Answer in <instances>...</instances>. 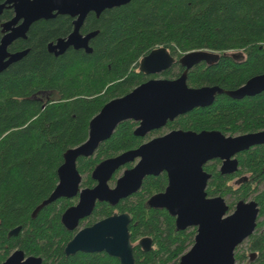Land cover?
<instances>
[{
  "label": "trees",
  "instance_id": "1",
  "mask_svg": "<svg viewBox=\"0 0 264 264\" xmlns=\"http://www.w3.org/2000/svg\"><path fill=\"white\" fill-rule=\"evenodd\" d=\"M71 30L68 16L34 23L28 53L0 73V264L15 249L25 256L41 257L42 264H119L105 252L64 253L75 229L65 226L62 215L74 198H59L32 213L55 188L63 153L86 140L89 121L101 107L159 76L138 70L141 57L153 48L163 46L177 58L192 50L225 53L210 66L201 63L188 71L187 84L192 87L217 85L230 90L264 73V0H130L105 9L98 17L86 16L81 32L98 31L89 41L91 53L69 48L54 56L45 50L48 39ZM182 70L174 64L161 75L174 78ZM135 124L132 120L119 123L92 156L78 158L77 169L85 176L81 187L96 184L92 172L103 160L143 142L144 138L133 134ZM166 127L230 136L259 131L264 128V91L241 99L217 94L212 104L193 108L168 121ZM236 157L238 173L248 174L246 181L236 189L227 187V179L233 176L215 169L207 194L230 193L229 211L252 198L259 206V221L264 217V145ZM131 167L130 163L125 166ZM210 167L216 165L206 162L203 170ZM165 185V172L146 176L132 195L116 203L97 201L85 224L126 212L131 218L128 229L135 264H179L194 242L196 227L179 229L175 214L148 203V196ZM17 226L18 234L9 236ZM143 236L153 242L147 252L138 245ZM246 240L247 253L238 254L237 246L235 259H247L250 253L255 257L248 264H264V219Z\"/></svg>",
  "mask_w": 264,
  "mask_h": 264
},
{
  "label": "water",
  "instance_id": "2",
  "mask_svg": "<svg viewBox=\"0 0 264 264\" xmlns=\"http://www.w3.org/2000/svg\"><path fill=\"white\" fill-rule=\"evenodd\" d=\"M128 2L130 0H4L0 3V14L6 4L13 7L15 14L1 25L5 33L0 39V73L25 55L26 50L9 53L7 47L14 39L24 37L33 21L58 14L68 15L73 18L72 31L66 37L49 43V51L60 55L72 47L91 53L89 41L98 31L85 34L79 31L87 14L93 12L98 17L105 9ZM224 55L209 50H192L177 58L160 46L141 57L138 70L146 75L160 74L174 64H179L183 70L175 78H150L128 93L107 101L90 119L86 140L63 153V162L57 168L58 182L49 196L34 209L32 216L59 198L78 196L77 203L62 215L65 226L74 228L80 219L91 214L97 201L116 203L137 192L145 176L165 171L169 184L164 192L152 198L153 203L175 214L179 229L196 227L194 242L180 257L179 264H234L235 248L254 231L258 217L257 204L254 200L239 202L229 212L222 197H207L205 187L209 175L202 166L211 159L219 158L222 160V173L234 172L237 161L233 156L251 146L264 144V128L233 136L218 131L171 130L103 160L92 172L97 182L93 187H80L82 177L76 166L79 157L92 156L100 143L107 140L122 121L138 122L133 133L144 136L193 108L212 104L217 94L224 93L230 98L241 99L264 91V73L254 75L241 86L230 90L217 85L192 87L187 84L191 68L201 63L210 66ZM132 162L133 166L124 170L114 186L110 187L108 181L114 172ZM130 221L128 213L114 212L92 225L80 228L64 246V253L105 252L116 257L119 264H135L128 229ZM19 229L20 226L13 228L8 235H17ZM138 245L147 252L152 247V240L149 236H143L138 240ZM41 263V257L25 256L21 250L15 249L1 264Z\"/></svg>",
  "mask_w": 264,
  "mask_h": 264
},
{
  "label": "flooded vegetation",
  "instance_id": "3",
  "mask_svg": "<svg viewBox=\"0 0 264 264\" xmlns=\"http://www.w3.org/2000/svg\"><path fill=\"white\" fill-rule=\"evenodd\" d=\"M4 0H0V3H2ZM90 13H93V12H90ZM14 9H13V7H9V5L8 4H6L5 6H4V8L2 9V12H1V14H0V39H1V37L3 36V34L5 33V32H2V24L3 23H5V22H7V21H9L13 16H14ZM88 15V14H87ZM58 16H68V15H61V14H58V15H54V16H52V17H49V18H40V19H37V20H35V21H33L29 26H28V28H27V31L25 32V36L24 37H18V38H16V39H14L11 43H10V45L7 47V51L9 52V53H16V52H19V51H25L26 50V53H25V55L28 53V51H29V46H28V44H27V41H28V38H29V36H30V28H31V26L34 24V23H36V22H38L39 20H53V19H55V18H57ZM69 17V16H68ZM69 18H71V17H69ZM85 20V19H84ZM22 21V19L21 20H19L17 23H16V25L17 24H19L20 22ZM72 21H73V18H71V23H72ZM84 22V21H83ZM83 24V23H82ZM82 26V25H81ZM72 29H73V25H72ZM80 29H81V27H80ZM79 29V31H80V33H82L81 32V30ZM72 31V30H71ZM70 31V32H71ZM69 32V33H70ZM68 33V34H69ZM67 34V35H68ZM83 34V33H82ZM67 35H65V36H63V37H58V38H64V37H66ZM58 38H56V39H48L47 41H46V43H45V50L48 52V53H50V54H52V55H54V56H58V55H55L53 52H50L49 51V49H48V45H49V43H54ZM29 43V42H28ZM69 48H72V47H69ZM68 48V49H69ZM78 50V49H77ZM63 54V53H62ZM24 55V56H25ZM61 55V54H60ZM24 56H22L19 60H21ZM5 60H6V58H5ZM19 60H17V61H19ZM17 61H15V62H17ZM15 62H12V63H10L3 71H5L9 66H11L12 64H14ZM182 68V67H181ZM2 71V72H3ZM182 72V71H181ZM180 72V73H181ZM146 75V74H145ZM150 75H153V74H150ZM148 76V75H147ZM179 76V75H178ZM177 77V76H176ZM154 78H159V77H154ZM175 78V77H174ZM177 118V117H176ZM123 122V121H122ZM136 124H135V126H134V128H133V131H134V129L137 127V125H138V122H136V121H134ZM168 122V121H167ZM121 123V122H120ZM167 124V123H166ZM166 124L163 126V127H161V128H158V129H154V130H151V131H149L147 134H145L144 136H137V135H135L134 133V135L135 136H137V137H141V138H144L143 139V142L142 143H144V142H147V141H149V140H151L152 138H155V137H158V136H161V135H163V134H165V133H167V132H169V131H171V130H174V129H170V128H168V127H166ZM119 125V124H118ZM117 125V126H118ZM116 126V127H117ZM262 130V129H261ZM113 133V132H112ZM241 134H243V133H241ZM236 135H238V134H236ZM104 142V141H103ZM141 143V144H142ZM101 144V143H100ZM258 145H264V144H258ZM254 146H256V145H254ZM254 146H251V147H249V148H252V147H254ZM248 148V149H249ZM245 150H247V149H245ZM243 151V150H242ZM242 151H240V152H242ZM240 152H238V153H240ZM238 153H236L234 156H233V158L234 159H236V161H237V168H236V170L234 171V172H232V173H222L221 172V166H222V160L221 159H219V158H214V159H211V160H209V161H207V162H209V166H214V165H216V167H214V168H212V167H210V168H208V170H206L205 172L206 173H208V175H209V177H208V179H207V181H206V187H205V192H206V196L207 197H209V198H211V197H216V196H220V197H222L223 199H224V201H225V199L227 198V197H229V196H231L230 195V193H227L224 197L223 196H221L220 194H213V195H208L207 194V186L209 185V181H210V179H211V177H212V171H215V169L216 170H218L222 175H224V176H233L231 179H227V182H226V185H227V187H233L234 189H236V188H238L239 186H241V184L244 182V181H246V178H247V176H248V174H243V173H238V170H239V162H238V159H237V154ZM129 164V163H128ZM131 164V166H133V164H134V162H132V163H130ZM204 165V164H203ZM125 166H126V164L124 165V166H122V167H120L121 169L122 168H124V170L126 169L125 168ZM119 168V169H120ZM202 169H203V166H202ZM118 170V169H117ZM163 173L165 172V171H162ZM162 172H160L159 174H161ZM166 173V175H167V185H165V187L163 188V190H160V191H158V192H155L153 195H150V196H148V203H150V204H152L153 206H155V207H164V206H157V205H155L154 203H153V201H152V198L155 196V195H157V194H159V193H162V192H164L165 190H166V188H167V186H168V184H169V180H168V174H167V172H165ZM159 174H157V175H151V176H158ZM147 176H149V175H147ZM112 177V176H111ZM119 177V176H118ZM118 177H116V179L114 180L115 182H116V180H117V178ZM146 177V176H145ZM144 177V178H145ZM143 178V179H144ZM95 180V179H94ZM109 181H110V179H109ZM108 181V182H109ZM143 181V180H142ZM95 182H96V180H95ZM97 183V182H96ZM96 185V184H95ZM81 187V186H80ZM215 188V187H214ZM132 195V194H131ZM72 198H74L73 200H75V202H74V204L73 205H75L76 203H77V201H78V196H75V197H72ZM72 198H68V199H72ZM251 200H253V199H251ZM247 201H249V200H247ZM106 202V201H105ZM225 203H226V201H225ZM96 204V203H95ZM227 205H229V203H226ZM72 205V206H73ZM71 207V206H70ZM235 207V206H234ZM94 208V207H93ZM165 208V207H164ZM257 208H258V215H259V206L257 205ZM234 209V208H233ZM232 209V210H233ZM230 212V211H229ZM92 213V212H91ZM90 216V215H89ZM88 217V216H87ZM87 217H85V218H87ZM85 218H82V219H80L79 221H78V223H77V225L74 227V228H72V229H75V233L80 229V228H83V227H86V226H89V225H92L93 223H95L96 221H98V220H100V219H98V220H96V221H94L93 223H91V224H85ZM257 219H258V217H257ZM260 221V220H259ZM258 220H256V225H257V223L259 222ZM82 222V223H81ZM256 225H255V228H254V230L256 229ZM254 232V231H253ZM74 233V234H75ZM73 234V235H74ZM73 237V236H72ZM248 238V237H247ZM246 238V239H247ZM153 243V242H152ZM247 255H249L250 257H248L247 258V262H246V264H248V262H249V260L251 261V260H253L254 259V257H255V254H250V253H248ZM42 264V263H41Z\"/></svg>",
  "mask_w": 264,
  "mask_h": 264
},
{
  "label": "rangeland",
  "instance_id": "4",
  "mask_svg": "<svg viewBox=\"0 0 264 264\" xmlns=\"http://www.w3.org/2000/svg\"><path fill=\"white\" fill-rule=\"evenodd\" d=\"M159 78H163V76L160 74H158ZM126 170V169H125ZM124 172V168L120 169L118 174H117V177L120 176L122 173ZM85 178V176H82V180ZM109 186L110 187H113L114 184H115V181H109L108 182ZM252 198H249L248 200H251ZM226 203H231L233 201V197L232 196H229L225 199ZM264 219V217H260L259 220H262ZM243 252H246L247 253V240H243L239 245H238V249H237V253L238 254H243ZM247 262V259H235V263L234 264H246Z\"/></svg>",
  "mask_w": 264,
  "mask_h": 264
}]
</instances>
